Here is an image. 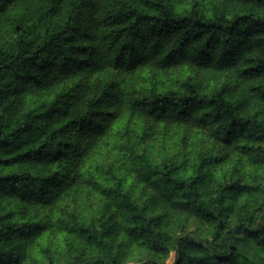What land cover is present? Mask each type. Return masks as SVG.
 Listing matches in <instances>:
<instances>
[{"label":"trees","instance_id":"16d2710c","mask_svg":"<svg viewBox=\"0 0 264 264\" xmlns=\"http://www.w3.org/2000/svg\"><path fill=\"white\" fill-rule=\"evenodd\" d=\"M264 264V0H0V264Z\"/></svg>","mask_w":264,"mask_h":264},{"label":"rangeland","instance_id":"374dc122","mask_svg":"<svg viewBox=\"0 0 264 264\" xmlns=\"http://www.w3.org/2000/svg\"><path fill=\"white\" fill-rule=\"evenodd\" d=\"M127 264H135V263H133V262H130V263H127Z\"/></svg>","mask_w":264,"mask_h":264}]
</instances>
